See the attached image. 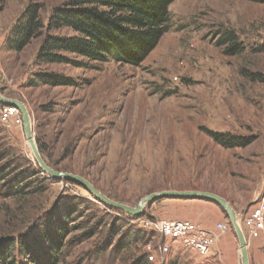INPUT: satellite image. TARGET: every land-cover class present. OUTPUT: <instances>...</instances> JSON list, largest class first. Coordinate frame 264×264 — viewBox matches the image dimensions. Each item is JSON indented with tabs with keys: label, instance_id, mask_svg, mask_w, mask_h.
Returning <instances> with one entry per match:
<instances>
[{
	"label": "rangeland",
	"instance_id": "rangeland-1",
	"mask_svg": "<svg viewBox=\"0 0 264 264\" xmlns=\"http://www.w3.org/2000/svg\"><path fill=\"white\" fill-rule=\"evenodd\" d=\"M68 1L0 0V90L27 106L45 161L132 207L164 190L213 192L242 215L256 205L264 197V3L174 0L168 31L137 65L69 52H60L64 62L38 63L47 34L72 33L46 26ZM31 2L45 26L10 47ZM229 34L241 52L227 53ZM45 74L59 84L40 82ZM212 133L240 144L223 146ZM0 167V250L14 242L17 255L27 242L46 263L54 252L58 264H145L141 255L159 254L164 241L157 225L183 217L231 237L235 255L218 240L207 257L175 244L162 264H242L230 217L211 199L158 198L133 219L80 183L41 172L23 125L0 129ZM246 239L251 264H264V238Z\"/></svg>",
	"mask_w": 264,
	"mask_h": 264
},
{
	"label": "trees",
	"instance_id": "trees-1",
	"mask_svg": "<svg viewBox=\"0 0 264 264\" xmlns=\"http://www.w3.org/2000/svg\"><path fill=\"white\" fill-rule=\"evenodd\" d=\"M173 1L69 0L64 6L54 9L46 26L49 30L66 28L72 33L69 36L47 34L38 51L36 61L38 63L64 62L67 57L60 52H69L83 56L86 61L115 60L133 65L140 64L168 31L170 5ZM252 1L264 3V0ZM44 26L40 16V6L38 3L31 2L14 28L15 41L8 44L10 47L23 48ZM229 42L232 44L228 48V54L242 51V45L233 41L232 34L226 37L225 44ZM39 81L46 84H59L58 76L54 74L42 75ZM36 82L38 81L33 80L32 85ZM212 134L223 146L235 147L240 144L222 133ZM8 154L5 153V155ZM40 171L43 172V170ZM129 216L133 219L139 218L138 215ZM54 246V248L57 247ZM18 249L19 254L15 255L14 242L11 243V247L1 249L0 264H58L60 260L57 254L51 252L50 262L39 261L37 256L31 253L27 242L19 243ZM30 253L31 257L28 256ZM148 255H141V259L142 257L145 259V264H150ZM167 264L184 263L173 259Z\"/></svg>",
	"mask_w": 264,
	"mask_h": 264
},
{
	"label": "built area",
	"instance_id": "built-area-1",
	"mask_svg": "<svg viewBox=\"0 0 264 264\" xmlns=\"http://www.w3.org/2000/svg\"><path fill=\"white\" fill-rule=\"evenodd\" d=\"M176 80L181 82L179 77ZM11 124L23 125V117L15 105H4L0 109V129L9 127ZM241 227L249 239L264 238V197L253 205L245 214L239 213L238 218ZM225 225L219 223L218 230L224 231ZM164 241L160 243L159 254L152 252L148 255L150 261H166V256L174 248L175 244L183 245L196 251L199 255L207 257L212 251L217 233L214 230L200 226L190 219H167L157 225Z\"/></svg>",
	"mask_w": 264,
	"mask_h": 264
},
{
	"label": "water",
	"instance_id": "water-1",
	"mask_svg": "<svg viewBox=\"0 0 264 264\" xmlns=\"http://www.w3.org/2000/svg\"><path fill=\"white\" fill-rule=\"evenodd\" d=\"M0 101L8 105H15L18 107L23 117V126L26 132L28 142L31 144L32 152L35 156V159L38 161L40 168L44 172H47L51 177L66 178L78 182L81 185H83L95 198L113 207L122 209L123 211L131 215H140L147 204L162 197H196L200 199H211L216 203H218L228 213L230 217L231 223L233 224L237 237L239 239L242 264H251L249 250H248V241L238 221L239 213H237V211L234 209L232 204L224 197L208 191L202 192L197 190H164V191L153 192L148 196L144 197L139 201L136 207H132L125 203L113 200L83 176L66 171H59L51 167L42 156L40 148L34 138L33 125L31 124L32 120L29 111L27 110V106L20 100L12 99L4 96L1 90H0Z\"/></svg>",
	"mask_w": 264,
	"mask_h": 264
},
{
	"label": "crops",
	"instance_id": "crops-1",
	"mask_svg": "<svg viewBox=\"0 0 264 264\" xmlns=\"http://www.w3.org/2000/svg\"><path fill=\"white\" fill-rule=\"evenodd\" d=\"M181 216H186L188 215V212L183 210L180 212ZM173 219H178V218H173ZM179 219H183V217H180ZM218 240V246L224 249V254L225 256L229 258H233L235 255V250L233 249V241L231 237L229 236H217L216 241ZM216 243V242H215Z\"/></svg>",
	"mask_w": 264,
	"mask_h": 264
},
{
	"label": "bare ground",
	"instance_id": "bare-ground-1",
	"mask_svg": "<svg viewBox=\"0 0 264 264\" xmlns=\"http://www.w3.org/2000/svg\"><path fill=\"white\" fill-rule=\"evenodd\" d=\"M28 110V109H27ZM31 124H32V121H31ZM31 145V144H30ZM32 148V147H31ZM239 221V220H238ZM240 223V222H239ZM241 226V225H240Z\"/></svg>",
	"mask_w": 264,
	"mask_h": 264
}]
</instances>
